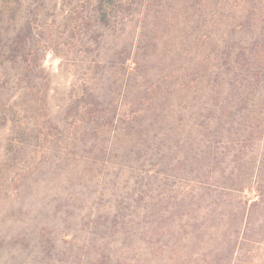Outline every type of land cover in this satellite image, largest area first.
Listing matches in <instances>:
<instances>
[{"label": "trees", "instance_id": "obj_1", "mask_svg": "<svg viewBox=\"0 0 264 264\" xmlns=\"http://www.w3.org/2000/svg\"><path fill=\"white\" fill-rule=\"evenodd\" d=\"M38 1L34 10L46 4ZM192 1L186 9L199 14L201 34L195 38L200 49H119L114 53L118 64H113L119 78L106 86L99 76L106 67L99 60L101 47L79 48L78 53L94 58L84 82L70 94L66 110L72 115L61 126L50 117L26 123L29 112L47 109L50 86L42 61L49 48L30 42L31 26L8 39L3 19L23 4L0 0V89L14 90L7 102L20 106L24 135L35 137L41 147L48 139L63 152H87L85 171L113 164L107 155L125 140L141 153L156 148L150 168L162 164L164 174L183 190L194 184L191 192L158 195L146 215L152 219L146 235L168 239L184 232L180 241L187 247L201 246L199 253L186 251L184 259L192 264H264V0H187ZM157 2L162 9L155 11L161 12L166 0H70V30L89 35L92 29L99 38L101 28L130 22L132 13L145 14ZM171 139L175 145L165 156ZM94 152L104 157L93 160ZM128 158L118 166L132 168ZM178 169L185 172L182 177L168 174ZM102 217L97 216L96 227ZM106 249L103 245L99 251Z\"/></svg>", "mask_w": 264, "mask_h": 264}, {"label": "rangeland", "instance_id": "obj_2", "mask_svg": "<svg viewBox=\"0 0 264 264\" xmlns=\"http://www.w3.org/2000/svg\"><path fill=\"white\" fill-rule=\"evenodd\" d=\"M37 1L22 0V7L8 12L2 22L8 39L22 27L31 26L35 32L30 42L49 48L44 49L42 61L50 86L47 109L29 112L26 123H42L50 117L62 126L71 117L66 110L70 94L84 82L94 58V54L78 53L79 48L101 47L99 60L106 67L99 76H103L106 86L119 78L113 65L118 64L114 53L119 49L138 46L183 52L201 48L195 38L201 34L199 14L186 9L194 1L166 0L161 12L155 11L162 9L158 2L152 4L143 13L148 16L147 24L138 9L132 13L134 20L101 28L99 38H94L92 29L89 35L83 30H70L73 25L68 21L70 11L66 7L70 0H46L43 8L34 10L36 3L40 4ZM190 18L194 20L191 24ZM143 24L147 39L142 36ZM58 47L64 50L56 51ZM12 93L14 90L0 89V264H192L184 256L201 252L200 243L187 247L180 241L184 232L168 239L146 235L147 222L152 220L146 215L158 195L171 190L172 195L191 192L194 184L183 190L179 181L164 174L162 164L150 168L156 148L141 153L139 147L125 140L116 142L115 153L107 155L114 158L113 164L100 163L85 171L89 167L85 161L87 152H63L62 145H53L48 139L43 148L44 144L38 146L35 137L23 134L24 114L19 105L7 102ZM172 145L175 139L164 147L165 156ZM91 155L93 160L104 157L103 152ZM126 157L132 168L118 166L121 161L125 163ZM169 159L168 156V165ZM171 170L168 174L179 178L185 173ZM99 215L104 217L96 227L94 221ZM158 230L166 232L161 226ZM103 245L107 249L99 251Z\"/></svg>", "mask_w": 264, "mask_h": 264}]
</instances>
